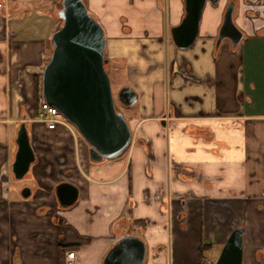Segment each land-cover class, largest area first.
Masks as SVG:
<instances>
[{"label": "crops", "instance_id": "0c3cea01", "mask_svg": "<svg viewBox=\"0 0 264 264\" xmlns=\"http://www.w3.org/2000/svg\"><path fill=\"white\" fill-rule=\"evenodd\" d=\"M1 1L0 264H104L124 236L145 243L144 264H215L238 227L242 264H264V4L239 5L234 47L216 45L228 0L207 2L181 49L171 28L183 0H84L105 30L107 66L138 94L128 149L92 162L75 128L30 120L62 0ZM22 122L38 160L25 185L10 181ZM62 181L79 190L66 208Z\"/></svg>", "mask_w": 264, "mask_h": 264}, {"label": "water", "instance_id": "95a60500", "mask_svg": "<svg viewBox=\"0 0 264 264\" xmlns=\"http://www.w3.org/2000/svg\"><path fill=\"white\" fill-rule=\"evenodd\" d=\"M185 15L171 28L172 38L181 49L191 47L199 33L202 13L209 1L183 0ZM235 3L225 11L218 43L229 38L233 46L243 39V32L234 23ZM61 26L52 34L51 55L42 72V94L47 102L57 107L89 144L92 162H101L122 155L132 141L131 127L122 112L117 110L110 75L105 67V30L89 12L84 0H62L58 11ZM118 101L126 107L138 100L131 86H123L117 93ZM17 151L12 162L16 179L24 178L36 155L25 122L20 123L16 136ZM23 197L31 194L30 187L22 189ZM61 207H70L78 199V188L68 181L55 187ZM243 227L236 228L224 244L215 264H242ZM145 243L135 236H124L108 252L104 264H144Z\"/></svg>", "mask_w": 264, "mask_h": 264}, {"label": "built area", "instance_id": "2783aa9c", "mask_svg": "<svg viewBox=\"0 0 264 264\" xmlns=\"http://www.w3.org/2000/svg\"><path fill=\"white\" fill-rule=\"evenodd\" d=\"M4 6V2L0 0V8ZM38 110L35 112L34 116L30 119L38 123H42L47 129L53 130L59 126L73 127L74 125L69 122L59 109L45 100L43 95L39 97ZM75 127V126H74ZM67 258L72 262L75 258V252L69 251L67 253Z\"/></svg>", "mask_w": 264, "mask_h": 264}, {"label": "rangeland", "instance_id": "374dc122", "mask_svg": "<svg viewBox=\"0 0 264 264\" xmlns=\"http://www.w3.org/2000/svg\"><path fill=\"white\" fill-rule=\"evenodd\" d=\"M246 4L245 5H247V7H248V5L249 6H252L253 8H254V10L257 8L258 10H257V12L258 11H261L260 9V7L264 4V0H261V2L259 1V0H246ZM58 6L59 7H62V4H61V2H60V4H58ZM247 9H249V8H247ZM50 55H51V50H50V52H48V56H49V58H50ZM49 60V59H48ZM106 67V69H107V71H108V73H109V75H110V82H111V88H112V91H113V93H114V100H115V104H116V107H117V110L118 111H120V112H122L123 113V115L126 117V119H127V121H128V119L130 118V116H131V114H130V109H132L131 108V106L130 107H126V106H123L119 101H118V98H117V93H118V90L121 88V87H123L124 86V80H125V77H124V74H121V73H119L120 75L119 76H114L113 75V73H114V71H113V68L112 67H109V66H105ZM112 73V74H111ZM133 107V106H132ZM16 128V127H15ZM30 128V127H29ZM73 128H75L76 129V127H74L73 126ZM31 130V129H30ZM77 130V129H76ZM30 172H31V168H30V170H29V172H28V174H30ZM28 174L24 177V178H22V179H15V180H13V179H11L10 181L11 182H13V183H17V182H19L20 184H23V185H25V184H29L30 183V180H29V177H28Z\"/></svg>", "mask_w": 264, "mask_h": 264}, {"label": "flooded vegetation", "instance_id": "af4514ba", "mask_svg": "<svg viewBox=\"0 0 264 264\" xmlns=\"http://www.w3.org/2000/svg\"><path fill=\"white\" fill-rule=\"evenodd\" d=\"M231 1H233L234 3H235V11H234V16H233V19H234V23L236 24V22H235V18H236V15H237V13H238V9H239V5L240 4H243V5H245L247 2H246V0H228L227 1V3H226V5H225V8H224V12H223V18H222V23H223V20H224V15H225V11H226V8H227V6H228V4L231 2ZM260 2H261V0H259ZM209 2V1H208ZM218 2H219V0H218ZM218 2H217V4H218ZM212 4V3H211ZM216 4V5H217ZM206 6V5H205ZM205 8V7H204ZM246 12H247V14L248 15H250L251 16V18H256V14L251 10V9H246ZM203 14V13H202ZM185 15V14H184ZM263 16H264V11H263ZM222 25V24H221ZM237 25V24H236ZM238 27V26H237ZM221 28V27H220ZM239 28V27H238ZM240 29V28H239ZM241 30V29H240ZM219 31H220V29H219ZM242 31V30H241ZM218 36H219V34H218ZM218 36H217V40H216V45L217 46H220V44H221V42L220 43H218ZM243 36H244V33H243ZM225 39V38H224ZM242 41V40H241ZM232 43V42H231ZM233 45V44H232ZM239 45V44H238ZM237 45V46H238ZM237 46H234V47H237ZM107 65V63L105 64V66ZM165 120V119H164ZM33 149H34V152H35V155H36V151H35V148L33 147ZM38 160H37V157H36V160H35V162L33 163V164H35L36 162H37ZM32 164V165H33ZM31 165V166H32Z\"/></svg>", "mask_w": 264, "mask_h": 264}, {"label": "trees", "instance_id": "16d2710c", "mask_svg": "<svg viewBox=\"0 0 264 264\" xmlns=\"http://www.w3.org/2000/svg\"><path fill=\"white\" fill-rule=\"evenodd\" d=\"M43 95L42 94V75L35 77V100H34V106H35V112L38 110V103H39V97ZM202 252V248L200 249Z\"/></svg>", "mask_w": 264, "mask_h": 264}]
</instances>
